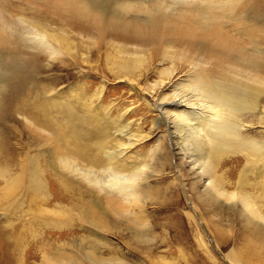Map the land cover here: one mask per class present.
I'll list each match as a JSON object with an SVG mask.
<instances>
[{
	"label": "rangeland",
	"instance_id": "374dc122",
	"mask_svg": "<svg viewBox=\"0 0 264 264\" xmlns=\"http://www.w3.org/2000/svg\"><path fill=\"white\" fill-rule=\"evenodd\" d=\"M0 56L17 58L16 96L1 90L10 156L0 153L9 170L0 173V264H264L255 236L264 222L239 199L249 193L264 214V159L245 170L244 188L246 158L225 159L236 196L207 202L189 166L185 185L176 177L178 154L156 148L165 127L154 125L158 98L193 61L208 75L259 79L264 105V0H115L107 11L90 0H0ZM168 66L175 73L161 86ZM69 112L82 119L71 123ZM253 121L264 138V119ZM126 122L140 136L120 158L154 174L139 201L105 170L115 164L106 151L130 142L117 135Z\"/></svg>",
	"mask_w": 264,
	"mask_h": 264
},
{
	"label": "bare ground",
	"instance_id": "6f19581e",
	"mask_svg": "<svg viewBox=\"0 0 264 264\" xmlns=\"http://www.w3.org/2000/svg\"><path fill=\"white\" fill-rule=\"evenodd\" d=\"M90 2L96 8L107 11L112 3H115V0H90ZM200 16L201 18L206 17L205 15ZM252 17L255 18L256 16ZM167 58L170 56L168 55ZM10 60L8 62L0 56V93L3 88L5 90L11 89V92L13 88L11 95L13 99L17 90L15 86L13 87L16 79H14V71L17 66V58L13 56ZM189 63L184 78L178 77L172 83L171 91L163 92L158 98L159 101L156 104L157 118L154 120V125L163 124L165 128L155 146L162 148V150L169 149L170 158L168 160L173 161L178 154L180 161L175 164L176 177L185 185L186 174L183 169L189 166V172L193 178L192 184L196 192H204L205 194L201 195L203 199L213 203L220 200V196H226V198L236 196V192H230L226 189L228 185L226 172L220 171L224 165L223 162L226 161L225 159L235 155L246 158L245 168L241 172L239 180L242 188L248 184L251 185L244 178L246 176L245 170L251 171L253 167L255 168L254 164H259L264 159V138L252 132L255 128L253 118L259 122L264 119V114L258 115L261 112L259 110L264 112V105L260 104L262 90L257 78L247 79L223 74L221 76L208 75L202 71L197 61ZM128 68V66H124V69ZM160 72L167 74V77L165 76L158 81L162 86L165 85V80L175 73V68L173 66L164 67L161 68ZM3 101V94L1 93L0 121L6 116L5 111H3L5 103ZM68 118L71 123V120L82 119L78 115L72 116L71 112H69ZM128 128L129 123L126 122L117 130L118 136H125L130 142L126 144L123 141L112 151H106L107 160L109 162L115 160V164L111 162L110 164H114V166L105 167V170L109 172L113 185H116L124 194L133 195L131 198H138L139 201L137 196L142 190L140 187H145V191L146 188L151 187L146 182L154 174H145L146 164L142 161L135 162L133 155L129 159L120 158L122 155L125 157L124 153L127 147L133 145L136 137L140 136L127 130ZM79 133L80 131L75 129L76 137ZM144 136L149 137V135ZM1 138L0 153L10 156L6 152L4 141ZM173 144H176V147ZM172 147L176 148L178 152L172 151ZM33 160L31 158L27 168L32 166ZM255 170L258 173L262 171L261 169ZM8 172L9 170L0 164V173L5 175ZM31 178L33 179V187L43 188L44 182L41 178L38 180L36 171L31 172ZM141 178L145 180L141 182L139 180ZM204 181L206 182L204 183ZM200 187L201 189H199ZM239 199L243 206L264 222V214L254 207L249 193L241 192ZM255 236L264 238V224L259 223ZM250 249H252L251 246ZM251 252L254 251L251 250Z\"/></svg>",
	"mask_w": 264,
	"mask_h": 264
}]
</instances>
